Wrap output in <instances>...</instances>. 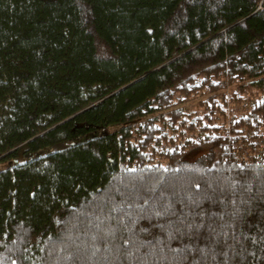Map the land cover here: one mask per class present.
<instances>
[{"label":"trees","instance_id":"16d2710c","mask_svg":"<svg viewBox=\"0 0 264 264\" xmlns=\"http://www.w3.org/2000/svg\"><path fill=\"white\" fill-rule=\"evenodd\" d=\"M0 264H264V0H0Z\"/></svg>","mask_w":264,"mask_h":264},{"label":"rangeland","instance_id":"374dc122","mask_svg":"<svg viewBox=\"0 0 264 264\" xmlns=\"http://www.w3.org/2000/svg\"><path fill=\"white\" fill-rule=\"evenodd\" d=\"M199 99H191V100H186L185 102L182 103V106L184 107L185 111H196V112H200L201 111V106L198 105L197 101ZM250 101L252 103L251 100H247ZM238 102L233 101V102H229L226 103L225 106H221L222 108H224L225 111V116L222 118L221 114H216L213 118V123L214 124H220L223 121L227 120L232 114L233 115H238L240 113V110L238 109ZM143 119H140L139 122H141Z\"/></svg>","mask_w":264,"mask_h":264},{"label":"built area","instance_id":"2783aa9c","mask_svg":"<svg viewBox=\"0 0 264 264\" xmlns=\"http://www.w3.org/2000/svg\"><path fill=\"white\" fill-rule=\"evenodd\" d=\"M222 85L223 86H225V84L224 83H222ZM251 104V102L250 101H245L244 103H243V105H245V106H247V105H250Z\"/></svg>","mask_w":264,"mask_h":264}]
</instances>
